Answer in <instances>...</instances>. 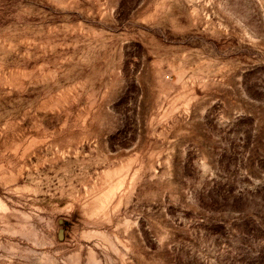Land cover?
Listing matches in <instances>:
<instances>
[{
    "label": "rangeland",
    "instance_id": "1",
    "mask_svg": "<svg viewBox=\"0 0 264 264\" xmlns=\"http://www.w3.org/2000/svg\"><path fill=\"white\" fill-rule=\"evenodd\" d=\"M0 264H264V0H0Z\"/></svg>",
    "mask_w": 264,
    "mask_h": 264
}]
</instances>
